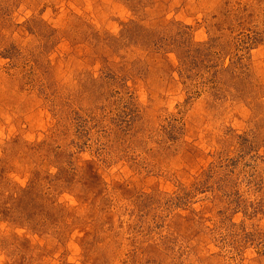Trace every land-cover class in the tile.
<instances>
[{
  "label": "rangeland",
  "instance_id": "374dc122",
  "mask_svg": "<svg viewBox=\"0 0 264 264\" xmlns=\"http://www.w3.org/2000/svg\"><path fill=\"white\" fill-rule=\"evenodd\" d=\"M0 264H264V0H0Z\"/></svg>",
  "mask_w": 264,
  "mask_h": 264
}]
</instances>
